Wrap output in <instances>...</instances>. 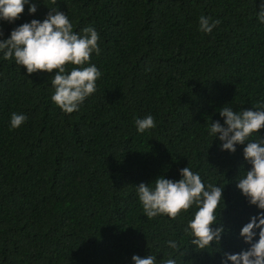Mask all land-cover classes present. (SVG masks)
<instances>
[{"label": "trees", "instance_id": "trees-1", "mask_svg": "<svg viewBox=\"0 0 264 264\" xmlns=\"http://www.w3.org/2000/svg\"><path fill=\"white\" fill-rule=\"evenodd\" d=\"M42 3L32 15L25 6L18 19L0 20L3 36L56 6L75 31L92 25L99 33L101 51L89 62L101 75L79 109L65 113L50 99V73L0 59V264H130L132 254L149 253L219 264L218 245H188L193 208L147 218L135 193L134 185L157 175L177 179L185 165L206 183L225 184L219 221L229 231L221 251L245 247L236 233L255 208L233 180L249 167L244 145L220 151L207 126L222 123L224 103L238 109L264 100L258 0ZM200 15L219 23L205 34ZM12 112L28 118L10 128ZM146 114L155 126L137 133L134 119ZM169 238L179 244L175 252L163 243Z\"/></svg>", "mask_w": 264, "mask_h": 264}, {"label": "clouds", "instance_id": "clouds-1", "mask_svg": "<svg viewBox=\"0 0 264 264\" xmlns=\"http://www.w3.org/2000/svg\"><path fill=\"white\" fill-rule=\"evenodd\" d=\"M39 3L42 0H0V20L18 19L25 6L32 15L37 12ZM47 8L43 18L34 17L15 25L6 37L0 32V59L13 60L29 74L37 70L50 73L51 101L63 112L72 113L96 91L101 71L89 60L92 54L101 51L100 37L94 26L75 31L66 12L56 6ZM257 8L256 19L264 23V0H258ZM218 23L216 19L200 15L198 30L210 33ZM218 113L222 123L211 120L207 126L208 136L218 142L220 151L232 153L237 145H244L242 158L249 165L247 169L241 165L242 173L233 178L240 195L255 208L236 233L245 247L237 252L221 251L219 247L222 236L229 231L219 221L220 211L226 206L222 194L225 184L206 183L198 171L185 165L178 169L177 179L157 175L147 183L141 181L134 185L135 193L147 218L165 214L175 218L181 210L193 208L184 227L190 237L188 245L197 251L211 247L210 242L218 245L215 252L220 255L219 264H264V135L258 131L264 128V100L250 108L238 109L224 103ZM27 118L23 112H12L9 127L17 128ZM134 125L137 133H143L153 128L155 122L151 114H146L135 118ZM218 205L222 206L218 208ZM163 243L172 252L179 247L174 238ZM130 264H179V259L172 253L159 260L151 253L132 254Z\"/></svg>", "mask_w": 264, "mask_h": 264}]
</instances>
